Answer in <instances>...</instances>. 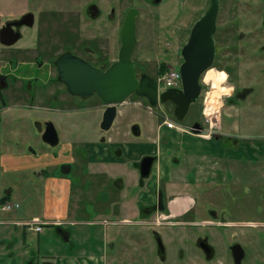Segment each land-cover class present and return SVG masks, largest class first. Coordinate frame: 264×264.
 <instances>
[{"label": "rangeland", "instance_id": "1", "mask_svg": "<svg viewBox=\"0 0 264 264\" xmlns=\"http://www.w3.org/2000/svg\"><path fill=\"white\" fill-rule=\"evenodd\" d=\"M86 1L89 0H0V13L2 16L3 14H18L24 10L30 9L32 10V13H35L37 19L38 14L40 13H43V16L47 17L46 20L40 24L42 36L38 37L37 43H34V35L36 34L34 31L36 28L35 25L33 29H28V31H31L30 33L25 31L27 34L26 37L21 39L17 45L24 44L34 46L35 44H40L41 47L38 46V48L43 50L44 45L49 44V48L46 47L48 50L47 53L49 54L48 56L54 58L57 54L67 49L73 52H78L85 57L89 56L94 50L97 52L100 51L99 54H107V58L113 59V57H116L115 53L121 44L120 28L123 23V12L129 7H135L137 10L135 16V33L137 40L134 46L133 57L135 58L137 55L142 54V51L144 52V57L149 55L152 56L153 50L157 51L158 49L163 48L165 43L168 42L169 46H166L168 47V51L163 54L162 58L166 63L177 66L178 68L182 58L178 53L177 48H180L182 43H185L192 25L209 5L207 3L205 4L203 0H200V3H195V0H187L184 4H175L166 1H156L151 3L148 0H91L96 1L99 4L98 6L104 11L112 4L115 8V18L112 19L113 21L105 20L103 11V16L99 17L96 22H91L89 18L80 16L78 23L81 26L83 33L80 31L81 35H78L77 38L72 35L70 31L63 33L60 32L59 30H61L63 26L62 22L58 21V19L63 20L67 17V14H75L77 11L82 12L81 9ZM256 1L257 2L253 4L254 2H252V0H248V3L243 4L242 0H223V2L219 4L217 18L219 28L217 29L215 36L217 44H219V46H222L221 44L227 45V48H217L218 53L222 55L219 56L220 60H217L216 64H214L216 70L211 68L201 77V80L205 79L211 84V88L208 87V82H204L205 87L202 90L198 101L190 105L184 119L179 122L182 126L191 125L193 122L191 115L198 116L199 108L201 107L203 110L205 104V113L209 119L207 117H202L201 114L199 116L205 125L203 126L204 129L210 127V124H208L207 121L212 120L215 124L212 128L216 130L218 127L217 130L220 131L224 123L223 111H225V97L228 92L226 90V83L228 80H226L227 70L225 69V65H233L231 66L232 69L228 71L231 76L230 79L233 82H240L235 70V67L237 69L238 66L240 68L239 70L243 82H251V84L254 85V91H252L247 98L249 103V106L248 104L247 106L248 113L256 112L255 118L252 119L249 117L250 122L255 124V127L253 130L252 124V126L249 127V130L253 131L251 132V135L241 133V138L239 139L250 137L251 140L258 141L256 139L264 138V48H259L257 45L258 52L256 53V48L251 46V44L256 46L257 38H260L261 41L264 39V25L261 24V18L264 13V0ZM247 4L249 5L248 8ZM245 7L249 10L250 14H253L251 16L252 19L249 18L245 20L243 26H237L235 18L238 15L236 13H246L247 11H245ZM256 12L259 14L257 13L256 15ZM254 22L256 23V26H260L259 29H256L255 26L253 28ZM51 26L53 30H50L49 33H47L45 29H50ZM242 30L245 32L246 36L244 35L243 37L238 38L237 34ZM166 33H169V38ZM74 40L77 41L78 45L76 42H73ZM8 49L9 48H0V51L2 50L5 53ZM2 51L0 54H3ZM35 53L38 54V51L35 49H31L28 52L29 56L36 55ZM41 55L43 57L45 56L43 53H41ZM2 57L3 56H0V60ZM90 57L93 58L92 56ZM27 62L29 63L30 59H28ZM245 67H250L248 72H245ZM35 75L38 76L41 83L45 82L48 77L46 70L39 71L38 69L33 68L31 70L30 78H33ZM51 75H55L54 67H51ZM53 82L54 80L49 81V83H51V91H53L54 94L57 90L62 91L58 94V98L62 104L56 101L54 97L53 99L48 98L45 103L43 100L39 101V99L30 101L27 97V95H29L28 92L30 91L23 88V91L26 94H24L23 91H16L10 100L5 102L7 104L5 108L3 109V106L2 108L0 107V142L3 153H27V147L30 145L36 149L43 146L38 126L34 122L36 119L40 122L46 119L52 121L60 133V142L64 141L62 128H65L66 132L64 133V136L70 138L71 141L74 142L73 147L75 148V152L79 151L83 154L85 152V157H87L88 153L89 155L92 154L93 146L100 144L98 143V134L99 136L103 135L108 139V146H112L116 143L115 145L119 146L123 152H126L127 147H132L135 144L138 146L144 144V146H146L147 144L153 143V141L147 136L154 137L157 126L161 125L163 119L166 118L164 114L168 115V118H173L171 103L167 102L162 105L159 104L158 106H152V109L149 110L147 100L143 97H136L134 95L129 96L126 101L118 104V110L111 127L108 130H101L100 119L102 111H97V105H93L99 101L97 96L92 95L84 99H81L78 96L72 97L68 93L63 92L64 86L61 83L56 84L54 82L53 84ZM36 85L39 86V82H37ZM37 88L39 87H35L33 90ZM4 92L6 93L7 91L4 90ZM73 106L80 110L77 116L73 113H69V111L74 108ZM59 116L63 117L58 118ZM74 120H77V123L79 124L78 130H73L71 128L70 123ZM240 124L243 127L246 125V121L240 120ZM133 125H137L139 128L140 132L138 134L132 132L131 128ZM162 126V129L166 132L167 127L163 124ZM241 126L239 125V128H242ZM204 134L209 137V133ZM210 143L211 141H205L207 147H210ZM189 147V142H186V140L183 139L180 142L178 148L179 152L176 154H180L179 157H176L178 159L177 163H170L171 166H173L172 170L174 171V174L172 173V176L174 178L176 175L184 177L187 175V178L189 179L194 176L196 168H208L209 160L207 159L204 162V158L201 159L202 155L191 156V160L187 159L185 156V150H188ZM110 152V156H112L113 153L112 151ZM79 156V158H82L81 154H79ZM93 158H97V154H94ZM140 158L141 157L138 159ZM81 161L82 160H79V162ZM88 168H90L88 163L87 165L84 164L82 167L83 170H87ZM76 169L80 170V168L77 167ZM56 172L60 173L59 170H56ZM152 172L153 169L151 173ZM210 176H212V173ZM85 177L86 176L82 178L83 181H85ZM43 178L44 177L34 176L33 170L13 169L6 171L0 166V191L4 186H10L13 189L10 197L11 199H16V195L20 193L19 190L23 188L31 193L33 191L35 193L38 192L37 198L39 199L43 194ZM245 179H248V185L252 189L255 186L257 179L254 175H248ZM77 180L79 181L78 177ZM81 187L86 188V184L82 183ZM253 190L254 189H252V192ZM184 191L189 193L188 188H185ZM252 192H250L249 196V192L244 196L248 197L245 200L243 212H238L237 210L234 211L235 213L233 217L235 219H249L254 217L252 211H254L253 208H255V205L258 206V204H260V198L257 196L256 192ZM86 194L87 192L84 194L82 193L81 197L83 203L81 204L82 206L80 209H84L81 214L83 219L88 217H91V219H99L110 213V211L108 212V209L111 207L110 204L106 206V204L97 203L95 201L98 199L94 193L92 195H94L93 198L95 201L88 196L89 194ZM17 199H21V197L18 196ZM130 199H133V202L135 203V198L131 197ZM190 201H192V198ZM174 205L175 204H171L170 209L173 213L177 214L179 211L175 212L176 206L174 207ZM39 206L40 203L36 204V211L39 210ZM90 211H94L95 214H89ZM5 214L6 212H2L0 218L5 217ZM132 219H137L136 214L132 216ZM1 227L3 228L4 226ZM67 228L72 230L71 227ZM76 228L78 229L77 235L79 236L89 234L92 238L93 235L96 238L102 237V228L98 225H78ZM114 228L116 227L111 226L107 228V237L110 238L114 234ZM121 228L132 232L134 236L137 235L138 232L141 234L142 231H144V228L139 227L138 225H121ZM9 229L11 228L9 227ZM31 237L30 248L35 253L37 252L38 247L40 248V252L44 249V251L49 254L62 249V239L56 234L52 227H45L43 232L38 234V236L32 234ZM96 238H94V242H96ZM125 244L131 246L129 239L121 245V252L119 253L128 251L127 253L132 252L131 254H133L131 257L127 256L129 259L127 264H144V259L140 257L142 251L140 252V250L133 246L127 247ZM90 245L92 247L93 241ZM82 247L86 248L87 246L85 244H78L74 250ZM136 254H138L139 258L135 256ZM260 260L262 261L261 264H264V258H260ZM119 264H126V261Z\"/></svg>", "mask_w": 264, "mask_h": 264}, {"label": "flooded vegetation", "instance_id": "2", "mask_svg": "<svg viewBox=\"0 0 264 264\" xmlns=\"http://www.w3.org/2000/svg\"><path fill=\"white\" fill-rule=\"evenodd\" d=\"M148 1L151 3L156 1H166L173 2L175 4H184L187 0ZM203 1L205 4L207 3L210 5L211 3V0ZM200 2V0H195V3ZM222 2L223 0H218V9L219 4ZM242 2L243 4H246L248 3V0H242ZM252 2L255 4L257 1L252 0ZM98 5L99 4L96 1H86L84 2V5L81 9L82 12L77 11L75 14H67V17H65L63 20L58 19V21L62 22L63 26V28L59 31L62 33L70 31V33H72V35L77 38L78 35H81L80 31L83 33L82 28L78 23L80 16L89 18L91 22H96L99 17L103 16L104 10H102V8ZM248 7L249 5L247 8ZM130 8L131 7L127 8L126 11L123 12V20ZM247 8L245 7V11H247L246 13H236L238 15L235 18L237 26H243V22L251 18L253 15L249 13ZM25 13H31L32 15H30L29 18L20 20L22 15ZM257 13L258 12H256V15ZM203 14H201L200 17ZM104 16V19L108 21H113L112 19L115 18V8L112 4L104 11ZM46 18V16H43V13H40L38 14L37 19L35 13H32V10L30 9L24 10L18 14H3L2 16L0 13V38L3 34V39L8 40L12 37L13 33L20 34L19 38L13 44L7 45L0 42V48H9L5 53L1 50L3 54H0V56H3L0 60V107L2 108L3 106V109L7 105L5 102L10 100L16 91L22 92L24 90L23 88H26L27 91H30L28 92L29 95H27L30 101L39 99V101L43 100L45 103L48 98L53 99L54 97L56 101L61 103L58 98V94L62 91L57 90L54 94V92L51 91V83H49L51 80H54L56 84L61 83L64 86L63 92L71 95L66 90L64 83L57 79V70L54 60L61 52L57 54L55 58H53L52 56H48L49 54L47 53L49 44H45L43 50L38 48L40 44H35L34 46L24 44L17 45L21 39L26 37L27 34L25 31L30 33L31 31H28V29H33L35 25L36 28L34 31L36 34L34 35V43H37L38 37L42 36L40 24L43 23ZM217 18L218 11L216 14V29L213 35L215 45V55L212 63L213 66L216 64L217 60H220L219 56L222 55L218 53L217 48H227V45L221 44L222 46H219V44H217V39L215 36V33L219 28ZM261 24L264 25V13L263 17L261 18ZM254 26L256 29L260 28L259 25L256 26L255 22L253 24V28ZM50 30H53L52 26L50 29H45L47 33H49ZM166 34L169 38V33ZM244 35L246 36L245 32L242 30L239 31L237 37L241 38ZM73 42H76L78 45L76 40ZM183 44L184 43H182L180 48H177L179 54ZM257 45L259 48H264V39L261 41L260 38H257L256 46L251 44L253 48H256V53L258 52ZM166 46H169L168 42L165 43L163 48L158 49L157 51L153 50L152 56L149 55L144 57V52L142 51V54L137 55L135 58L133 57V48L132 61L134 62L138 76H140L142 73H146L153 78H157L160 74L161 68L170 65L162 58L163 54L168 51V47ZM31 49L37 50L38 54L35 53L36 55L29 56L30 53L28 54V52ZM64 51H69L77 56L82 57L95 67L105 69L118 59L119 49L115 53L116 57H113V59L107 58V54L102 55L99 54L100 51L97 52L95 50L87 57L82 56V54L75 51L73 52L67 49ZM41 53L45 54V58L41 55ZM28 59H30L29 63L27 62ZM231 66L233 65H225V69L227 70L226 80H228L226 83V90L228 92L225 97V111H223L224 123L221 128L222 132L220 137L222 140L219 144L215 146L210 145V147L207 149L208 153L203 161L205 162V160H209L207 168L208 170L205 169V167L201 169L198 167L194 171V176L190 177L189 179L187 178L189 184L193 187V189L190 190L191 194L193 195V203L188 208H181L180 211L175 214L168 207L167 200L159 196L154 202L150 204H137V212L134 213L137 216L136 220L132 219L134 214H131L127 222L123 223L122 221L108 222L103 218V220H93L92 226L98 225L102 228V237L82 239L83 243L81 241L80 245L85 244L87 246L86 248L82 247L86 249V254L89 253L87 251L90 250V244L93 241L92 248L98 256L104 258V264H119L125 261L127 264V261H129L127 256L131 257V255H133L131 254L132 252H119H121V245L129 239L131 246L136 247L138 250H140V252L142 251L140 257L144 259V264H261L262 261L260 258H264V138L256 139L258 141L247 140L248 137L245 139H239L241 138V133H246L245 135H251V132H253L249 130V127L253 124L250 122V118H255L256 112L248 113L249 103L247 98L251 92L254 91V85H252L251 82H243L242 75L239 70L240 68L238 66V71L236 67L235 70L237 78L240 82H233L230 79L231 76L228 72L232 69ZM51 67L55 68L54 76L51 75ZM33 68H36L39 71H47L48 77L46 78L45 82L41 83L37 75L33 76V78H30L31 70ZM244 69L245 72H248L250 67H245ZM37 82H39V86L36 85ZM35 87L39 88L33 90ZM4 90L7 92L5 93ZM23 93L26 94L24 91ZM134 95L135 94L132 96ZM71 96L74 97L76 95ZM135 96L139 97L137 95ZM79 98L84 99V97ZM97 98L99 101L93 105H97L96 110H101L103 114L105 106L98 96ZM173 107L174 105L172 104V110ZM199 116L200 115H198L196 118H193V122H199L200 124H203ZM240 120H245L246 125L242 127ZM34 122L38 126L40 139L43 143V146H41L39 149H36L30 145L27 147V150H30L33 147L34 149L32 151L34 154L42 155L44 153H48L52 155L51 151L54 147H63L62 145L63 143H66V140L64 139L63 142H60V133L58 129H56L55 125L54 127L58 133V141L55 145H51L42 139V133L45 130L48 119L42 122L36 119ZM239 125L242 128H239ZM235 127H238L239 131L237 129L234 130ZM254 127L255 124H253V130ZM234 131L238 132L237 135L233 133ZM213 136L218 138L220 134L215 133ZM234 136L239 139L238 142L233 141ZM252 142L255 143L256 146H252ZM256 150L257 153L261 155L260 158L254 157ZM110 151H112V153L118 154L122 158L124 157V153L119 148H115L114 150L110 149ZM234 152L239 154L238 158L233 156ZM2 154L3 150L0 142V161L2 159ZM76 154L78 156L81 154L82 159L86 158L85 152L83 154L82 152L78 151ZM142 158L138 161L130 162V167L136 168V170L139 172V185L143 183V180L145 184V180L149 177L151 170L150 165L148 173L144 175V177L140 175L139 167ZM67 168H71V164H59L56 170H59L60 173L63 174ZM211 173L212 176H210ZM248 175H254V177L257 179L255 186L252 189H254L253 192H256L257 196L260 198V204H258V206L255 205V208H253L254 211H252V215H254V217L249 219H235L233 217L235 213L234 211L237 210L238 212H243L245 200L250 195V192H252V189L248 185V179H245V177H248ZM7 189V186H4V188L1 189L2 195L0 198L3 201L0 199V204L11 202V200H7V197H5V191ZM247 193L248 196L244 197L247 195ZM97 199L98 202H104V200L106 201L107 192L104 193L103 191L102 193H99ZM13 210L14 209L7 210V212ZM2 212L5 211H0V214ZM0 222H2L1 219ZM42 222L44 224L46 223L45 220H42ZM2 223L10 222L3 221ZM67 223L68 222H66V220H56L52 225H58L57 227L59 228L57 229L62 233V238L68 241L66 244V251L70 252L72 250L74 251L78 244L70 239L69 236H67V232L62 230V228H66L65 226H62V224ZM121 225H138L139 227L144 228V231H142L141 234L137 231L138 234L134 236L132 232L121 228ZM111 226H115L116 228L113 229L115 232L109 238L107 237L106 231L107 228ZM94 238H96V242H94ZM125 245H127V247H131L128 244ZM135 256L139 258L138 254Z\"/></svg>", "mask_w": 264, "mask_h": 264}, {"label": "crops", "instance_id": "3", "mask_svg": "<svg viewBox=\"0 0 264 264\" xmlns=\"http://www.w3.org/2000/svg\"><path fill=\"white\" fill-rule=\"evenodd\" d=\"M73 107L69 113L77 116L80 110L77 107L75 108V106ZM148 109L150 110V108ZM196 117L198 116L191 115V119ZM101 120L102 115L100 122ZM70 124L73 130L79 129L77 120ZM162 124L165 125L163 122ZM162 124L157 126L154 137L147 136L153 143L146 146L144 144L139 146L135 144L132 147H127L126 152H123L119 146L115 145L116 143L108 146V139L98 134V143L100 144L93 146L91 155L88 153L86 158H79L73 147L74 142L64 136L66 131L63 128L62 134L66 143H63L61 148L54 147L51 151L52 155L48 153L42 155L34 154L32 151L33 147L27 153H3L0 161V166L3 170L29 169L33 170L34 176L44 178L42 179L43 194L39 199L37 198L38 192L35 193L33 191L31 193L23 188L19 190L20 193L16 195V199H11L10 197L13 192L10 186L5 191L7 200L18 201L20 206L13 211L6 212L5 217L0 218L2 222H10H0V264H24L29 260L31 261L29 264H104V258L98 256L92 247L87 251L89 252L88 254H86L85 248L67 252L66 244L68 241L62 238V233L57 229L59 228L57 227L58 225H52L56 220H66L68 223L62 224V226L66 227V230L63 228L62 230L67 232V236L77 244H80L83 238H92L89 234L77 235L78 229L76 226H92L93 220H97L91 219V217L86 219L81 217L84 211V209H80L83 203L81 199L82 193L87 192L86 195L89 194L88 196L93 198V193L97 197L99 193L107 192L106 201L98 202L94 198L93 200L97 203L106 204V206L110 204L111 207L108 212H111L103 216V219L108 222H127L130 215L137 212V204H150L159 196L167 200L169 208H171V204H175V212L180 211L181 208H188L193 203V201H190L193 198L190 193L193 187L189 184L187 175L186 177L176 175L174 178L172 176V173L174 174L173 166L170 164L173 162L177 163L178 159L176 157H179L180 154H176L179 152L180 142L183 139L189 142L190 147L185 150V156L188 160H191V156L202 155L201 159L205 158L208 153L205 141H211L209 146H215L222 139L214 136L207 137L203 134L204 131L195 133L188 128L175 129L167 127L166 132H164ZM235 129L239 131L238 127H235ZM233 133L237 135L238 132L234 131ZM233 138L234 142H238L239 139L237 137L234 136ZM251 145L256 146L253 142ZM114 147L122 150L124 153L123 158L116 153L110 156V149L114 150ZM255 152L254 157L260 158L261 155L257 153V150ZM94 154H97L95 159L93 158ZM143 156H152L153 160L149 177L145 180V184L143 180V183L139 185V172L136 168L130 167V162L138 161ZM233 156L238 158L239 154L234 152ZM139 157L141 158L138 159ZM79 160L82 161L79 162ZM87 163L90 168L81 171L84 164L87 165ZM59 164H71V168H67L63 174L57 173L56 169ZM76 167L80 168V170L76 169ZM152 169L153 172L151 173ZM84 176H86L84 178L85 181L82 179ZM81 182L86 184V188L81 187ZM185 188H188L189 193L184 191ZM1 195L0 191V197ZM18 196L21 199H17ZM131 197L135 198V203L133 199H130ZM39 203V210L36 211V204ZM89 214H95V212L90 211ZM33 217L46 221L40 231H36L33 226L29 227L24 223ZM1 226L4 227L2 228ZM45 227L54 228L56 234L61 237V243L63 244L61 250L49 254L44 249L40 252L39 247L36 253L30 248L32 234L38 236ZM67 227H71L72 230Z\"/></svg>", "mask_w": 264, "mask_h": 264}, {"label": "water", "instance_id": "4", "mask_svg": "<svg viewBox=\"0 0 264 264\" xmlns=\"http://www.w3.org/2000/svg\"><path fill=\"white\" fill-rule=\"evenodd\" d=\"M218 0H211L204 14L194 23L187 41L180 49L182 62L179 65L181 86L168 87L158 91L155 78L142 73L137 75L132 51L136 43L135 16L137 10L131 7L120 29V47L118 59L107 68L101 69L91 65L87 60L69 51L60 53L54 60L57 70V79L64 83L66 90L71 95L89 97L96 94L105 105L100 127L107 130L116 114L117 104L125 101L135 94L147 99L152 106L171 102L173 115L182 121L190 105L196 102L201 92L200 76L208 70L213 63L215 55L214 32L216 29V14ZM31 13H25L20 20L29 18ZM18 33H13L8 40L1 35L0 42L13 44L18 38ZM193 128H201L198 122L192 124ZM134 134L139 133L137 125L132 126ZM42 139L55 145L58 133L51 121L46 123ZM153 158L145 156L140 162V175L144 177L150 169Z\"/></svg>", "mask_w": 264, "mask_h": 264}, {"label": "built area", "instance_id": "5", "mask_svg": "<svg viewBox=\"0 0 264 264\" xmlns=\"http://www.w3.org/2000/svg\"><path fill=\"white\" fill-rule=\"evenodd\" d=\"M157 81L159 85H161L163 88L179 87L181 82L178 68L176 66L169 67L165 72H163L157 77ZM164 123L168 128L180 129V127L173 120L165 119ZM18 205L19 204L16 202H5L4 204H0V211L11 210L18 207ZM27 223L28 225L36 224V230L41 229L40 221L38 219L34 218L33 220L27 221Z\"/></svg>", "mask_w": 264, "mask_h": 264}, {"label": "trees", "instance_id": "6", "mask_svg": "<svg viewBox=\"0 0 264 264\" xmlns=\"http://www.w3.org/2000/svg\"><path fill=\"white\" fill-rule=\"evenodd\" d=\"M54 58V57H53ZM167 68L166 67H162L161 70H160V73H163ZM96 95V94H95ZM97 96V95H96ZM201 110V107L199 108V112ZM6 197V196H5ZM4 197V198H5ZM2 200V199H1ZM3 201V200H2ZM31 261L29 260L28 262L24 263V264H29Z\"/></svg>", "mask_w": 264, "mask_h": 264}, {"label": "clouds", "instance_id": "7", "mask_svg": "<svg viewBox=\"0 0 264 264\" xmlns=\"http://www.w3.org/2000/svg\"><path fill=\"white\" fill-rule=\"evenodd\" d=\"M230 94V93H229Z\"/></svg>", "mask_w": 264, "mask_h": 264}]
</instances>
